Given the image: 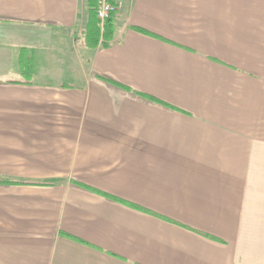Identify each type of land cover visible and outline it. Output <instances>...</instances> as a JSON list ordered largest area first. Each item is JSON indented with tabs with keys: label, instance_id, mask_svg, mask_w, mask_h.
I'll use <instances>...</instances> for the list:
<instances>
[{
	"label": "crops",
	"instance_id": "crops-1",
	"mask_svg": "<svg viewBox=\"0 0 264 264\" xmlns=\"http://www.w3.org/2000/svg\"><path fill=\"white\" fill-rule=\"evenodd\" d=\"M0 0V264H264V0Z\"/></svg>",
	"mask_w": 264,
	"mask_h": 264
},
{
	"label": "built area",
	"instance_id": "built-area-1",
	"mask_svg": "<svg viewBox=\"0 0 264 264\" xmlns=\"http://www.w3.org/2000/svg\"><path fill=\"white\" fill-rule=\"evenodd\" d=\"M96 4L97 17L100 26L103 30L106 22L113 16L117 11V5L115 0H91Z\"/></svg>",
	"mask_w": 264,
	"mask_h": 264
},
{
	"label": "trees",
	"instance_id": "trees-1",
	"mask_svg": "<svg viewBox=\"0 0 264 264\" xmlns=\"http://www.w3.org/2000/svg\"><path fill=\"white\" fill-rule=\"evenodd\" d=\"M89 1H91V0H89ZM90 3H91V12H92V15H93L94 20H95L94 23H93L94 25H92V27L90 28V33L92 34L93 37L95 36L98 39V38H100L101 33H100V27H99V20H98V17H97L96 4H95L94 1H91ZM111 21H112V19L110 18L106 22V24L104 26V32L102 34L103 37L106 36L105 34H106L107 29L109 28V26L113 25V23Z\"/></svg>",
	"mask_w": 264,
	"mask_h": 264
}]
</instances>
